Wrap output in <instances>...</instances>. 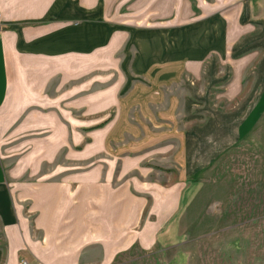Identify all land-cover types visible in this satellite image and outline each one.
Listing matches in <instances>:
<instances>
[{
    "label": "crops",
    "instance_id": "obj_1",
    "mask_svg": "<svg viewBox=\"0 0 264 264\" xmlns=\"http://www.w3.org/2000/svg\"><path fill=\"white\" fill-rule=\"evenodd\" d=\"M141 1L0 0V145L80 147L72 183L12 182L21 174L0 156V264H80L92 248L106 264L130 242L155 246L171 213L141 220L143 193L160 183L131 171L198 135L177 128L183 105L195 111L189 98L206 117L211 94L240 98L222 111L232 117L201 126V144L219 149L251 132L264 143V0H144L137 9ZM106 146L110 158L99 162Z\"/></svg>",
    "mask_w": 264,
    "mask_h": 264
},
{
    "label": "rangeland",
    "instance_id": "obj_2",
    "mask_svg": "<svg viewBox=\"0 0 264 264\" xmlns=\"http://www.w3.org/2000/svg\"><path fill=\"white\" fill-rule=\"evenodd\" d=\"M176 92V104H183V95L179 96V89ZM189 99L195 111H185L181 105L177 128L182 135L190 130L198 135L192 138L188 133L183 148L178 139L173 146H164L163 152L156 151L159 158L146 157L131 171L141 183H160L154 190L147 187L150 191L143 193L146 202L141 218L144 222L155 218L156 213L162 217L171 213L162 219L157 235L159 242L149 249L130 242L106 264H264V143H258L251 132L235 144L219 149L216 145L201 144V126L214 123L218 115L232 117L231 112L222 111L231 108L240 98L227 101L211 94L207 117L200 113V98ZM235 115L238 120L241 113ZM227 121L230 128L225 131L231 135L234 123L231 118ZM204 130L207 131L204 134L216 132L215 128ZM261 131L260 140L264 142V130ZM58 147L42 143L40 138H33L29 145L1 144L4 170L21 174L7 178L12 182L65 180L72 183L73 154L80 147ZM109 153L112 146L98 153V161L105 163ZM175 184L177 191L173 193ZM176 196L177 206L173 210L170 202ZM143 227L139 224L134 231ZM80 264H104L100 249L86 250Z\"/></svg>",
    "mask_w": 264,
    "mask_h": 264
},
{
    "label": "built area",
    "instance_id": "obj_3",
    "mask_svg": "<svg viewBox=\"0 0 264 264\" xmlns=\"http://www.w3.org/2000/svg\"><path fill=\"white\" fill-rule=\"evenodd\" d=\"M20 264H30V263H28L26 260H21Z\"/></svg>",
    "mask_w": 264,
    "mask_h": 264
}]
</instances>
